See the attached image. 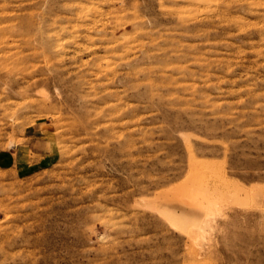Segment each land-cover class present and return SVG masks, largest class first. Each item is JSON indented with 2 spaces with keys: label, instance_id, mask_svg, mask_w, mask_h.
I'll list each match as a JSON object with an SVG mask.
<instances>
[{
  "label": "rangeland",
  "instance_id": "1",
  "mask_svg": "<svg viewBox=\"0 0 264 264\" xmlns=\"http://www.w3.org/2000/svg\"><path fill=\"white\" fill-rule=\"evenodd\" d=\"M0 40V264H264V0H0ZM198 183L202 249L159 216Z\"/></svg>",
  "mask_w": 264,
  "mask_h": 264
},
{
  "label": "bare ground",
  "instance_id": "2",
  "mask_svg": "<svg viewBox=\"0 0 264 264\" xmlns=\"http://www.w3.org/2000/svg\"><path fill=\"white\" fill-rule=\"evenodd\" d=\"M181 197V202L178 205L180 214H172L167 210L163 209L161 211L159 209V216L161 215L168 225L187 235L195 245L200 246L202 249L209 244L211 238L219 232L220 225L224 223L222 219L224 218V207L226 205L224 203L226 202H223V198L217 190L203 183L189 186L185 195ZM229 221L231 220L229 219ZM219 234L221 233L219 232Z\"/></svg>",
  "mask_w": 264,
  "mask_h": 264
}]
</instances>
